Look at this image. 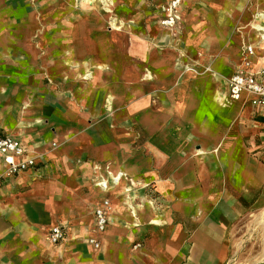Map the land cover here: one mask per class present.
<instances>
[{
	"label": "crops",
	"instance_id": "0c3cea01",
	"mask_svg": "<svg viewBox=\"0 0 264 264\" xmlns=\"http://www.w3.org/2000/svg\"><path fill=\"white\" fill-rule=\"evenodd\" d=\"M37 3L0 0V137L36 157L0 180V264H227L264 205V111L232 100L228 79L248 46L259 69L264 41L251 31L238 64L226 49L238 36L184 13L176 34L160 11L114 31Z\"/></svg>",
	"mask_w": 264,
	"mask_h": 264
},
{
	"label": "rangeland",
	"instance_id": "374dc122",
	"mask_svg": "<svg viewBox=\"0 0 264 264\" xmlns=\"http://www.w3.org/2000/svg\"><path fill=\"white\" fill-rule=\"evenodd\" d=\"M30 1L32 6L34 5L33 7L38 4L37 0ZM45 1L48 3L49 8L52 7V5L55 6L57 14H59L56 18L62 20L64 25L67 23L74 24V20L83 19L88 14H94L98 19L104 17L107 21H109L111 30L121 31L125 27L130 29V26L134 24L136 19L141 20L144 25H149L150 23L156 24L154 20L155 16L160 11L163 17V7L168 6L172 0L163 3L162 5L156 4L150 0H107L112 3L108 9L110 10L109 13L106 12L100 0H91V4L88 5L82 4L80 0ZM183 1L182 5V0H179V21L175 27L168 29L170 33H178V25H180L181 21L185 22V15L192 17V19L194 21H198L199 24H206L207 26L215 29L221 28L226 30L227 27V32L230 30L232 31L231 36H227L230 38L238 36L240 38H234L239 39V42L232 39L233 42L226 46L228 53H230L234 59L239 58V64L242 55V48L247 38L251 37L253 42V35L251 31H254L259 35L255 29L253 30V28L258 25L259 22L264 21V19L259 17L260 14L264 15V12H259L264 10V0ZM50 2L53 3L51 6H49ZM138 12H140V16H137ZM183 13L185 15H183ZM51 19H54V16ZM230 25H232L233 30L230 28ZM160 27L162 26L160 25ZM47 30L48 32L50 31L48 28ZM234 46H236V48ZM84 77L87 79L90 78V72L86 73ZM262 207H264V205H261L259 209L250 213L249 216L242 221L238 232L235 235L237 246L227 264H258L262 253H264V231H262V227L260 225L262 219H264V217H262L264 208Z\"/></svg>",
	"mask_w": 264,
	"mask_h": 264
},
{
	"label": "built area",
	"instance_id": "2783aa9c",
	"mask_svg": "<svg viewBox=\"0 0 264 264\" xmlns=\"http://www.w3.org/2000/svg\"><path fill=\"white\" fill-rule=\"evenodd\" d=\"M179 0H172L171 3L163 7V17L160 25L164 29L175 27L179 21L178 14ZM264 19V15H259ZM256 32L260 35V40L264 41V26L257 25ZM247 57L244 59L242 69L228 79V91L232 100L238 101L243 95L250 98L252 105L264 111V63L256 71L251 70V62L248 56L253 55V48H246ZM36 165V157L30 155L29 150L17 139L12 137H0V180L5 177H13L27 171ZM99 186L104 189L106 183L100 182ZM109 202L103 201L95 210V230L103 233L108 222ZM64 240V233L60 227H54L49 231L48 242L57 245ZM91 244L98 248L97 240H91Z\"/></svg>",
	"mask_w": 264,
	"mask_h": 264
},
{
	"label": "bare ground",
	"instance_id": "6f19581e",
	"mask_svg": "<svg viewBox=\"0 0 264 264\" xmlns=\"http://www.w3.org/2000/svg\"><path fill=\"white\" fill-rule=\"evenodd\" d=\"M76 1H78V0H76ZM81 1V3L82 4H91L90 3V1L91 0H80ZM100 2H101V4L103 5V7L105 8V10H106V12H110V10H108L109 9V7L112 5V3H110L109 1H107V0H100ZM86 6V5H85ZM258 27L259 26H255L254 28H253V30L254 29H256V30H258ZM118 31V30H117ZM73 38V37H72ZM88 77H89V75H88ZM110 175L111 176V180L115 183V184H118L119 183V181L121 180V178L122 177H124V175L122 174V173H118V174H113L112 172H108L107 173V175ZM103 180L104 181H107V178L106 177H103ZM105 183V182H104ZM262 217H264V213H262ZM261 227H262V231H264V219H262V221H261ZM258 264H264V253H262V256H261V259L258 261Z\"/></svg>",
	"mask_w": 264,
	"mask_h": 264
}]
</instances>
